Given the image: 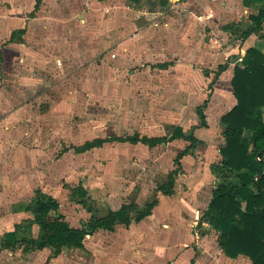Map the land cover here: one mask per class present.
I'll return each instance as SVG.
<instances>
[{"label": "crops", "instance_id": "0c3cea01", "mask_svg": "<svg viewBox=\"0 0 264 264\" xmlns=\"http://www.w3.org/2000/svg\"><path fill=\"white\" fill-rule=\"evenodd\" d=\"M147 1L0 0V111L8 112L0 114V192L6 189L13 199L10 218H0V256L15 255L9 264H251L244 256L227 258L217 247L218 234L210 224L201 223L195 229V223L203 218L215 187L230 180L220 167L219 151L225 145L220 119L236 105L230 84L234 68L249 65L248 50L264 56V22H256L264 11V0ZM70 50L74 53L68 57ZM76 59L88 62L97 73L92 84L98 85L90 94L107 97L108 114L97 127L92 126V137L62 147L53 156L58 140L61 146L65 142L61 136L55 138L67 130L63 102L45 105L38 120L43 122L41 128L30 112L41 93L67 92L66 70ZM40 64L44 80H50L43 90L37 89ZM108 70L113 78L100 86V73ZM119 77H126V84L121 85ZM163 77L170 84H163ZM163 94H170L175 106L167 119L158 115ZM26 118L27 133L21 135ZM175 128L197 140L193 149L185 151L190 142L182 138L171 139ZM134 136L168 141L148 147L112 140ZM106 139L111 141L83 153L73 149ZM21 143L30 146L25 149ZM14 144L18 146L15 153L10 150H15ZM106 146L124 150L123 156L112 158L114 167L95 168L79 161ZM5 153L11 160L18 153L37 161L26 169L32 176L26 174L29 181L16 176L15 168L10 169L15 179L3 176ZM183 153L173 193L155 192L178 168L174 160ZM150 158L156 163L149 164ZM120 159L130 164L127 170L118 166ZM11 165L20 166V160ZM71 171L77 174L74 185L66 182ZM50 172L64 182L52 187L41 181ZM78 187L85 197L75 194ZM36 191L55 199L56 213L71 228H81L91 218L124 204H156L151 215L138 223L116 225L112 232L97 230L83 240V248L62 247L53 255L51 246L37 249L34 245L43 232L27 222L39 216L21 209L33 203ZM0 196L2 202L3 192ZM8 233L15 234L16 243L3 247Z\"/></svg>", "mask_w": 264, "mask_h": 264}, {"label": "trees", "instance_id": "16d2710c", "mask_svg": "<svg viewBox=\"0 0 264 264\" xmlns=\"http://www.w3.org/2000/svg\"><path fill=\"white\" fill-rule=\"evenodd\" d=\"M256 22H264V11ZM247 54L251 62L245 68L235 67L230 81L236 105L220 119L225 140L224 147L219 151L222 158L220 167L229 174L230 180L218 184L212 191L202 219H207L218 234L217 247L227 258L244 256L251 264H264V56L253 49L248 50ZM218 69L221 71L222 67ZM196 113L201 126L205 127L202 110L198 108ZM246 131L250 132V136H245ZM175 138L190 142L185 151L193 149L197 144L193 136H184L179 128H175L171 139ZM112 140L132 144L140 142L148 147L168 141L165 138L139 139L138 136ZM110 141L111 139L95 140L73 149L77 153H83ZM184 153L177 155L174 163L178 168L169 172L167 181L158 186L155 192L166 196L173 193L175 177L180 171L179 160ZM75 194L85 197L81 187L75 189ZM155 204L156 201L145 203L142 207L124 204L117 211H108L102 217L91 218L81 228L69 227L63 217L56 213L58 204L55 199L46 197L40 191L35 192L32 204H26L21 209L39 216V219L27 222L38 225L43 232L42 239L34 244L36 248L51 246L53 255H58L62 247L83 248V240L97 230L112 232L116 225L128 227L140 222L151 215ZM14 243L15 234H6L3 247Z\"/></svg>", "mask_w": 264, "mask_h": 264}, {"label": "rangeland", "instance_id": "374dc122", "mask_svg": "<svg viewBox=\"0 0 264 264\" xmlns=\"http://www.w3.org/2000/svg\"><path fill=\"white\" fill-rule=\"evenodd\" d=\"M147 1V0H146ZM149 2V1H147ZM59 4V3H57ZM60 4L65 5L64 2H61ZM59 4V5H60ZM88 37H84L83 39L85 41H87ZM68 40H70L68 38ZM73 40V39H72ZM84 48V47H83ZM72 49V48H71ZM71 52L68 53V57L73 55V51L70 50ZM73 52V53H72ZM85 57V55H84ZM81 59V58H79ZM73 61V60H72ZM71 61V62H72ZM88 62L84 61H78L76 59V61H73V63L69 64L68 69L66 70V73H69L67 76L69 77V80L67 81V86H68V90L65 94H60L58 92L57 89H51L46 93H41L38 96V99L36 101V103L34 104V107L31 109L30 113H34L36 115V122L38 123L39 117L41 114H43V108L45 107V105H50L53 104L55 102H58L59 100L63 102V106L65 108V117L67 118V130L64 134H58L55 138H59V136H61V138H63L65 140V142L61 144H59V140H58V145L55 147L57 153H55V150L52 149L53 152V156H57L58 153L60 152V150L62 149V147L65 146H69L70 144H75V145H79L82 144L86 139H89L90 137H92V126L94 125V127H97L100 123L102 118H105V115L108 114V112L106 110H108L109 107H107V103L106 96H99V95H92L91 93V89L95 86H97L98 84L94 83L92 84V80H94V74H95V78H97V73H93V69L89 66L88 67ZM25 74H27V71L25 72ZM102 74V75H101ZM45 72L42 69V65H38L37 67V78L39 77L38 81L40 82V84H38L37 82V89L39 90H43L45 88L44 83H49L50 80L47 79L46 81L44 80V76H45ZM70 76H73V78H70ZM83 76L82 82H80L81 78ZM99 76V74H98ZM111 78H113L112 73L108 70L105 71L104 73H100V86L102 84V82L104 81H108ZM42 79V81H41ZM141 79V78H140ZM142 80V79H141ZM151 80V79H148ZM153 80V79H152ZM163 84L164 83H168L170 84L166 78L163 77ZM45 81V82H44ZM126 77H119V82L121 85L126 84ZM113 84H117L116 81H110ZM101 98V100H97V98ZM102 98H105V100H103ZM150 98V97H149ZM163 107H161L162 109H160L158 111V115H163L165 119H167L168 116H171V113H173L171 111V108H174V104L171 98L170 94H163ZM21 102V101H19ZM18 102V103H19ZM150 103V102H149ZM3 113L4 115H6L7 110L4 111H0V114ZM24 123V127H21V135H26L27 133V127L25 125H29L28 123V119L26 118V120H22ZM39 124V128H41V124L42 123H38ZM96 125V126H95ZM20 128V127H19ZM102 128V127H101ZM16 129V128H15ZM54 129H59L54 128ZM99 130H103L98 128ZM57 144V140L54 141V144ZM4 144V142L2 143ZM51 146L53 148V142L50 143ZM6 146V143L4 144ZM20 147H25V149H28V146H30L29 144H25V143H21L18 144ZM33 146V145H32ZM14 149L10 148V150L12 152H17L16 148L18 146H15L14 144ZM32 147H30L29 149H31ZM51 150V149H50ZM124 154V150L123 148L119 147V146H106L102 151H100L99 153H96L95 155H89L85 158L80 159L79 161H82V163L84 164V166L90 165L91 167H95V168H102L105 166H108L107 169L111 168L114 165L113 162V157L114 156H123ZM22 155V154H21ZM19 155L18 153L16 154V160H11L9 159V157H7V153H5L6 158L4 159V170H3V176H9L11 175V168H15V170L17 171L16 176H21L22 179H27L29 181V179L26 177L27 176H31V174H29L28 170L30 165L33 167L34 163H36L37 161L29 158V159H25L23 158V156ZM21 156V157H20ZM20 157V158H19ZM18 158V159H17ZM20 160V166H12L11 163L17 162ZM52 160L54 161V158L52 157ZM118 166L126 169L130 164H125L123 161V159L118 160ZM130 161V160H129ZM149 164L153 165L156 162H154L153 158H150L149 160ZM9 163V164H8ZM17 165V164H16ZM144 166V164L142 165V167ZM114 167V166H113ZM28 168V170L26 171V169ZM3 169V168H2ZM56 169L55 166L53 167V170ZM1 173V171H0ZM224 173V172H223ZM52 174V172L49 173V175L46 174L45 177H40L41 181H45L47 184H49V186L55 187V184H58V182H64L63 179L59 178L57 181V178L55 177H51L50 175ZM15 174H13L14 176ZM2 176V174H1ZM12 176V175H11ZM12 176V177H13ZM32 178V176H31ZM223 178V177H221ZM13 179H15V177H13ZM37 177L33 178V182H36ZM66 182L68 184H75L77 182V174L74 172H70L67 176H66ZM26 182V181H25ZM42 183V182H41ZM6 185V184H5ZM8 186V185H7ZM6 190V189H5ZM1 191L3 192V201L0 202V218H10L8 215L11 214L12 211V207L10 206V202L13 201V199L10 198V192L6 191ZM0 192V193H1ZM1 196H0V200H1ZM65 211V209H64ZM70 209H67V215H70ZM201 223H209L207 221V219L203 220L202 218L198 219V222L195 223V229L197 228V226H199ZM5 227V226H4ZM16 256L12 255L11 253H3L0 256V264H9L12 261H15ZM233 263V262H232ZM233 264H236V262H234Z\"/></svg>", "mask_w": 264, "mask_h": 264}]
</instances>
